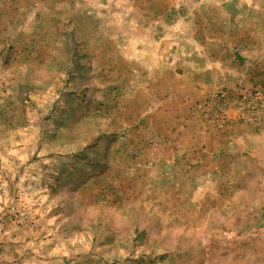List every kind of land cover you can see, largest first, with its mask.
Here are the masks:
<instances>
[{
    "label": "rangeland",
    "instance_id": "1",
    "mask_svg": "<svg viewBox=\"0 0 264 264\" xmlns=\"http://www.w3.org/2000/svg\"><path fill=\"white\" fill-rule=\"evenodd\" d=\"M259 68L264 0H0V264H264Z\"/></svg>",
    "mask_w": 264,
    "mask_h": 264
},
{
    "label": "crops",
    "instance_id": "2",
    "mask_svg": "<svg viewBox=\"0 0 264 264\" xmlns=\"http://www.w3.org/2000/svg\"><path fill=\"white\" fill-rule=\"evenodd\" d=\"M201 64V70L197 73H193L191 74V76L195 79L196 77V81H201L200 84V88H194L193 90L191 89V94H190V102H194L196 100H199L205 92L212 90L215 86V84L217 82H219L220 80H229L230 82H243L248 80L250 77L248 75V79L245 80V76L248 73H243V71H237V69L239 70L240 68L242 69V67L239 68V66L236 64V62L234 60L232 61H228L227 59H225V57L221 56V51H218V55H216L215 57L211 58L209 61H204L200 63ZM194 68H198L199 67V62L196 63L194 62L193 66ZM254 69V67H253ZM259 70L262 71H258L261 72V74H264V68H259ZM200 73V74H199ZM254 74H257V70H253ZM199 74V75H198ZM201 77H198V76ZM198 77V78H197ZM235 131H226V134L223 135H218L215 137V139H224L226 137H228V135L230 136L229 138L231 140H234V137L238 134L240 135H245L248 132H245L246 130L243 128H240V130ZM245 133V134H244ZM249 134V133H248ZM234 136V137H232ZM241 136H237V139H240ZM211 140L210 141V145L215 144L217 141L219 140Z\"/></svg>",
    "mask_w": 264,
    "mask_h": 264
}]
</instances>
